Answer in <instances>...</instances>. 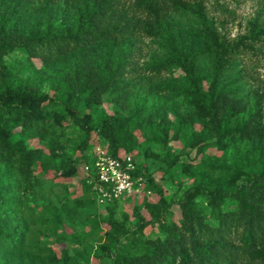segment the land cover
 <instances>
[{"label": "trees", "instance_id": "1", "mask_svg": "<svg viewBox=\"0 0 264 264\" xmlns=\"http://www.w3.org/2000/svg\"><path fill=\"white\" fill-rule=\"evenodd\" d=\"M248 25L247 34L229 42L202 0H0V264H25L26 254L45 247L33 230L55 219L48 207L36 202L44 149L29 144L33 134L47 133L45 101L64 105L85 131L81 148L86 151L91 145L89 120L78 115L76 105L81 99L99 103L103 93L114 94L113 101L119 105L94 126L99 141L113 156L137 144L129 125L140 106L127 113L122 109L128 84L124 74L135 66L140 37L157 38L163 51L161 59L154 57L145 66L150 77L175 69L181 72L159 84L158 91L195 103L217 137H259L256 103L252 118L242 111L246 103L238 96L244 77L237 69L240 48L247 46L246 41L264 37V25L254 19ZM16 48L46 67H61L57 70L61 77L49 82L52 94L42 89L39 80L13 82L3 56ZM61 59L69 62L68 69ZM52 73L48 69V77ZM155 127L165 145L168 128L160 122ZM202 133L192 132L186 143L187 148H195V156L202 151ZM184 153L183 172L197 174L198 180L176 199L167 200L153 173L135 160L136 173L146 178L145 188L157 194V201L142 196L133 207L136 221L129 226L115 216L123 198L98 205L92 183L82 175V188L90 197L86 204L103 209V221L115 234L103 255L114 264H264V160L257 165L242 158L231 164L211 161L200 173L193 171L198 162L187 150ZM179 156L169 158L166 170ZM90 161L91 153L85 152L82 163ZM60 166L61 176L77 172L73 162L66 160ZM199 194L210 206L209 217L194 202ZM227 197L236 200V210L221 209ZM84 203L80 200L72 207L78 210ZM173 203L180 209L178 223L166 219ZM143 207L149 218L142 214ZM156 223L167 231V238L148 240L140 251L126 249L124 238Z\"/></svg>", "mask_w": 264, "mask_h": 264}, {"label": "rangeland", "instance_id": "2", "mask_svg": "<svg viewBox=\"0 0 264 264\" xmlns=\"http://www.w3.org/2000/svg\"><path fill=\"white\" fill-rule=\"evenodd\" d=\"M202 1L208 15L214 19L218 31L229 42H235L240 36L248 33L250 20L254 19L258 24L264 25V0ZM158 42L157 38L140 37L137 53L133 57L135 66L124 74V81L128 84L125 86L126 108L122 110L125 113L132 112L134 105H139L140 110H134L137 119L133 118L129 125V130L134 134L133 142L137 141V144L130 150H121L120 153L130 154L134 160L143 163L153 173L155 182L162 186L167 200L181 197L183 191L198 180L197 174L188 175L183 172L182 165L187 162L185 150L194 162H198L193 166V171L200 173L207 170L211 161L231 164L242 158L251 165H257L261 159L264 160V37L253 42L246 41L247 46L240 48L237 67L244 74L241 93L238 95L242 96L243 102L246 103V109L242 111L245 115L251 113L254 118L252 106L256 103V122H259L257 129L261 132L259 137H242L238 134L217 137L207 119L198 113L195 103L181 96L158 91L159 84L167 81L170 76L181 74L175 69L163 72L158 77L149 76L145 66L152 58L161 59L163 56ZM3 59L13 82L39 80L42 89L50 94L51 78L61 77V73L57 71L61 67L53 64L46 67L39 59L28 57L19 48L5 54ZM60 62L69 68V62L65 64L64 59ZM48 69L53 70L52 77H48ZM113 96L114 94L105 92L101 95L99 103L81 99L76 105L78 115L86 116L89 120L91 145L86 151L81 148L85 131L71 118L64 105L52 101L42 104L47 133L33 134L29 144L44 149V165L41 167L38 187L40 197L36 202L48 207L55 219H50L44 226L33 230V235L38 237L45 247L26 254L25 264H114L103 253L112 245L115 234L103 221L106 216L103 209L86 204L90 197L83 190L81 182L84 153L91 152L96 144H103L99 141L94 126L99 118L110 114L119 105L113 101ZM242 111L232 117L230 123H234ZM157 122L168 128V142L165 145L162 144L160 133L155 127ZM192 132H203L204 135L201 140L202 151L197 156L195 148L186 147ZM174 154H180L179 159L174 166L166 170L167 161ZM66 160L77 166V172L72 176L60 175L63 166L59 167V164ZM59 198L65 203L60 202ZM80 200H84V205L78 210L73 209V204ZM147 200L155 203L157 194L152 192ZM141 201L142 197L122 199L117 206L116 218L124 220L126 226L133 224L136 221L133 207ZM194 202L207 216L209 215L210 206L205 196L196 195ZM221 209L236 210V200L227 197ZM141 212L149 218L145 207ZM56 218L62 221L58 222ZM179 218L180 209L173 203L166 219L178 223ZM165 238L167 231L156 223L144 227L141 232L129 234L123 242L128 251L134 252L142 250L149 244L148 240Z\"/></svg>", "mask_w": 264, "mask_h": 264}, {"label": "built area", "instance_id": "3", "mask_svg": "<svg viewBox=\"0 0 264 264\" xmlns=\"http://www.w3.org/2000/svg\"><path fill=\"white\" fill-rule=\"evenodd\" d=\"M90 163H82V175L92 183L96 203L105 204L114 199L148 196L146 178L136 173L135 160L130 154L113 156L106 145L96 144Z\"/></svg>", "mask_w": 264, "mask_h": 264}]
</instances>
